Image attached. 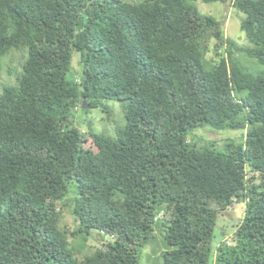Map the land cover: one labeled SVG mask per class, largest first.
<instances>
[{
  "label": "trees",
  "instance_id": "trees-1",
  "mask_svg": "<svg viewBox=\"0 0 264 264\" xmlns=\"http://www.w3.org/2000/svg\"><path fill=\"white\" fill-rule=\"evenodd\" d=\"M195 1L227 0H0V72L23 57L0 91V264H140L155 230L160 264H264V0H230L245 46ZM110 101L115 135L75 125ZM205 126L242 135L187 140Z\"/></svg>",
  "mask_w": 264,
  "mask_h": 264
},
{
  "label": "rangeland",
  "instance_id": "rangeland-1",
  "mask_svg": "<svg viewBox=\"0 0 264 264\" xmlns=\"http://www.w3.org/2000/svg\"><path fill=\"white\" fill-rule=\"evenodd\" d=\"M229 3L230 0H227L226 2L215 1L207 3L195 1L193 5L202 14H210L218 19L221 22L225 35L232 37L238 45H248V40L246 39L244 32L240 29V18L242 17V14L235 12ZM14 51L15 50H11L3 58V67L0 72V91L5 85L13 84L15 73L12 68L16 67L17 70L20 69V63L23 61V57L20 52ZM73 66L77 70L80 69L79 54L76 52L73 54ZM110 104L112 105L114 116L109 119L106 118L105 113L99 109L91 108L85 112L84 110L88 108L87 105L84 110H81V107L77 106L74 118L75 125L84 132L91 130L93 132H103L115 135V125L116 122L119 123L121 121L123 111L121 102L110 101ZM241 135V131L231 129L216 130L212 129L210 126H205L194 129L192 133H189L187 140L190 142L193 140L196 142L198 147L204 146L209 142H213L212 146L215 149H222L221 146L225 142V139L234 138L235 140H239ZM72 195H74V192L70 191L67 197L71 198ZM56 207L61 212L59 226H66L69 230L75 228L76 221L69 210L60 206V203H57ZM243 211L244 203L242 201L233 202L232 205H230L228 209L218 217L212 241L213 248H215L219 242L222 241V238H224V240L227 239L225 235H229L235 230L237 224L242 218ZM222 228L224 232H222ZM70 240L72 239L70 238ZM78 241L79 239H77L75 243H78ZM81 243L84 247L81 252L76 253L79 258H81V255L85 253L92 252L95 247H97V243H95L94 239H88V241ZM166 248L167 245L163 241L162 235L159 234L158 230H155L154 237L145 247L142 248L140 264H160V254Z\"/></svg>",
  "mask_w": 264,
  "mask_h": 264
},
{
  "label": "clouds",
  "instance_id": "clouds-1",
  "mask_svg": "<svg viewBox=\"0 0 264 264\" xmlns=\"http://www.w3.org/2000/svg\"><path fill=\"white\" fill-rule=\"evenodd\" d=\"M226 238L227 239H225V243H229V239H228V236L226 235Z\"/></svg>",
  "mask_w": 264,
  "mask_h": 264
},
{
  "label": "water",
  "instance_id": "water-1",
  "mask_svg": "<svg viewBox=\"0 0 264 264\" xmlns=\"http://www.w3.org/2000/svg\"><path fill=\"white\" fill-rule=\"evenodd\" d=\"M85 106H86L85 103H83V107H84V108H85Z\"/></svg>",
  "mask_w": 264,
  "mask_h": 264
}]
</instances>
